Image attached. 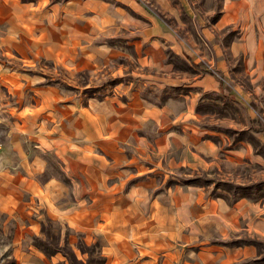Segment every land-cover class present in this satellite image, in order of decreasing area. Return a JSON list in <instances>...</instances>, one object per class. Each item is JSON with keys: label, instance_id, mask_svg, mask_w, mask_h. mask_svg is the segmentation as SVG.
Here are the masks:
<instances>
[{"label": "rangeland", "instance_id": "obj_1", "mask_svg": "<svg viewBox=\"0 0 264 264\" xmlns=\"http://www.w3.org/2000/svg\"><path fill=\"white\" fill-rule=\"evenodd\" d=\"M6 1L9 10L4 6L0 18V264H97L101 255L106 264L119 249L138 241L123 229L155 226L158 220L140 218L147 204L123 198L122 184L140 176L127 177L134 168L113 162L108 154L115 145L105 136L110 108L98 101L113 92L129 98L138 88L145 99L160 104L182 99L189 89L180 83L161 91L126 74L148 69L140 68L132 46L120 35L105 31L107 15L116 18L114 11L128 9L123 0H95L97 17L78 12L75 0ZM135 1L182 41L213 58L212 70L224 87L200 92L197 110L211 117L209 126L218 132L212 139L238 154L208 170L150 172L147 179L163 181L161 187H150L149 194L168 191L174 183H194L201 196L262 205L264 135L252 132L250 119L264 122V71L254 75L250 68L255 61L232 48L242 33L238 21L225 13L236 0H167L166 11L154 0ZM129 12L140 19L133 9ZM165 52L173 71L192 72L183 57ZM116 69H124L118 73L123 76ZM94 197L97 201L90 205ZM78 199L89 219L52 217L65 207L73 211ZM261 251L259 264L264 263V247ZM22 254L29 255L27 262H19L25 260Z\"/></svg>", "mask_w": 264, "mask_h": 264}, {"label": "crops", "instance_id": "obj_2", "mask_svg": "<svg viewBox=\"0 0 264 264\" xmlns=\"http://www.w3.org/2000/svg\"><path fill=\"white\" fill-rule=\"evenodd\" d=\"M75 1L81 14L100 16L94 7L95 0ZM123 1L128 9L120 8L121 14L114 11L116 18L107 15L110 21L105 31L120 35L127 46H132L135 60L142 65L140 68L148 69L126 74H136L139 83L161 91L178 87L180 83L189 91L182 99L168 98L160 104L145 99L138 88L132 90L129 98L121 99L120 94L113 92L98 101L110 108L105 136L115 145L108 149V154L112 155L113 162L121 161L134 168L127 177L140 176L136 181L122 184L126 185L123 198H129L134 205L147 204L145 210L138 208L142 213L140 218L145 215L158 220L155 226L123 229V234H135L138 241L131 242L135 246H129L128 250L119 249L120 254L108 257L106 264H247L245 259L259 264L261 247H264V216H260L264 203L260 205L245 198L228 202L201 196L196 188L200 186L194 183H187L185 187L174 183L168 191L159 189L154 195L149 194L150 187H161L163 181L147 179L150 172L208 170L225 159H236L238 154L236 150L221 148L219 142L212 139L211 135L218 132L209 126L211 117L197 110L200 92L223 90L224 87L212 70L213 58L208 59L196 45L178 38L149 8L145 9L135 0ZM154 1L163 11L168 10L167 0ZM7 4L6 0H0V18ZM229 6L231 10L225 16L238 21L242 33L232 48L236 47L245 60L255 61L250 71L260 75L264 71V0H236ZM130 9L140 19L132 16ZM166 49L183 57L192 72L173 71L166 61ZM120 54L126 55L124 51ZM123 71L116 69V74L123 76L118 74ZM120 84L121 81L117 83ZM97 117L100 119L99 115ZM250 129L264 135V122L259 117L252 118ZM179 186L184 188L179 190ZM95 197L90 205L97 201ZM80 203L78 199L73 211L65 207L52 217L75 214L82 218ZM255 211L258 213L252 216ZM242 233L246 235L240 238ZM22 257L25 260L19 262L24 263L29 255L22 254Z\"/></svg>", "mask_w": 264, "mask_h": 264}, {"label": "trees", "instance_id": "obj_3", "mask_svg": "<svg viewBox=\"0 0 264 264\" xmlns=\"http://www.w3.org/2000/svg\"><path fill=\"white\" fill-rule=\"evenodd\" d=\"M54 251H56V250H53V252ZM44 252L46 253V254H49V253H52V251H49V250H45L44 249ZM74 257V256H73ZM104 262H105V258H104V256H100L99 257V259L97 260V264H104ZM12 264V263H11Z\"/></svg>", "mask_w": 264, "mask_h": 264}]
</instances>
